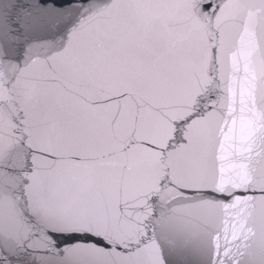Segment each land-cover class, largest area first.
Listing matches in <instances>:
<instances>
[{"label":"snow or ice","instance_id":"snow-or-ice-1","mask_svg":"<svg viewBox=\"0 0 264 264\" xmlns=\"http://www.w3.org/2000/svg\"><path fill=\"white\" fill-rule=\"evenodd\" d=\"M0 264H264V0H0Z\"/></svg>","mask_w":264,"mask_h":264}]
</instances>
